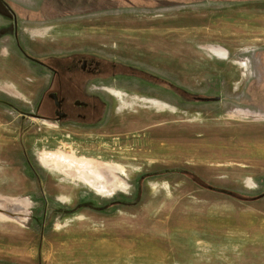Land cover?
Wrapping results in <instances>:
<instances>
[{"label":"rangeland","instance_id":"374dc122","mask_svg":"<svg viewBox=\"0 0 264 264\" xmlns=\"http://www.w3.org/2000/svg\"><path fill=\"white\" fill-rule=\"evenodd\" d=\"M4 1L18 23L0 14V97L32 111L51 79L17 25L29 55L57 69L94 56L97 84L117 88L87 129L0 103V259L264 264V0ZM42 194L72 212L44 235L26 220Z\"/></svg>","mask_w":264,"mask_h":264},{"label":"flooded vegetation","instance_id":"af4514ba","mask_svg":"<svg viewBox=\"0 0 264 264\" xmlns=\"http://www.w3.org/2000/svg\"><path fill=\"white\" fill-rule=\"evenodd\" d=\"M0 1H2V3L0 2V14L9 18L13 17V21L16 25L17 18L13 8L4 0ZM14 35L17 48L21 53L31 63L45 68V70L47 69L51 79L47 85H44L42 89L38 90L35 100L36 108L32 111L19 109L17 104L3 97H0V103L22 111V120H25L27 117L30 118V115H34L40 120H43L44 123L53 122L62 125L64 130H67L68 127L79 126L81 124L84 125V127L80 126L79 129L94 128L97 126L96 122L99 114L104 116L105 119L108 118L111 109L115 105L116 100L113 98L117 87L109 83L104 85L97 84L96 80L104 72L102 60L94 56L88 57V55L80 54V58L74 61L75 63L73 65L57 69L29 55L24 50L18 40V25L15 27ZM103 91H107L111 99L106 94H104V98V95L101 93ZM104 120L100 123L104 122ZM27 152L26 150V156ZM27 157L24 160L30 168L32 175L38 179V181H41L40 179L42 178L38 171L39 169L36 168L32 161H30L31 159L28 160ZM33 198L35 202L46 204V206L43 211L29 212L28 219L26 220H29V223L33 225L35 224L37 228L43 232V235L47 229L56 227V222L60 220L59 218H62L60 217L61 215L65 216L72 214V212L62 210L55 211L59 210V208L50 205L53 203L54 199L57 200L55 197H53L52 200L47 195L42 194L33 196ZM28 201L30 203V199H28ZM15 263L19 262L9 258L0 259V264Z\"/></svg>","mask_w":264,"mask_h":264},{"label":"trees","instance_id":"16d2710c","mask_svg":"<svg viewBox=\"0 0 264 264\" xmlns=\"http://www.w3.org/2000/svg\"><path fill=\"white\" fill-rule=\"evenodd\" d=\"M130 68V67H129ZM132 68V70H133V67H131ZM141 77V76H140ZM142 77H147V76H142ZM153 78H155L156 80H159V82H160V84H158V83H156L155 85H159V86H161V87H168L169 89H173L174 87H177L172 81H170V80H167V79H165V78H163V77H158V76H153ZM147 79V78H146ZM150 79V78H149ZM150 81H152L151 79H150ZM149 81V82H150ZM165 82V83H164ZM151 83V82H150ZM162 83H164V84H162ZM180 89H181V87H179ZM176 89V88H175ZM176 91V90H175ZM174 91V92H175ZM197 99H199V98H197ZM103 117V118H102ZM105 118H104V116H101L100 114H99V116H98V120H97V122H98V124L101 122V121H103ZM26 157L24 156V159H25ZM174 171L175 172H179L180 174H184V175H186V176H188V177H192L191 175H194L191 171H189V170H185V169H174ZM164 172H166V170H159V171H153V172H150V173H144V175L142 176L143 177V179H141V180H138V194H137V197L136 198H139V197H141L142 196V193H143V189H144V187H145V185H144V182H145V179H147L148 178V176H151V177H154V176H158V175H161V174H163ZM191 174V175H190ZM194 179V181L195 182H197V183H199L198 181H197V179H196V177H194L193 178ZM200 184V186H205L206 185V183L205 182H203V183H199ZM210 186V185H209ZM206 187V186H205ZM220 192H227V191H225V189H220L219 190ZM135 198V199H136ZM133 199H126L125 200V202H127V203H129V204H133V203H135V201L133 202L132 201ZM137 202V201H136Z\"/></svg>","mask_w":264,"mask_h":264},{"label":"water","instance_id":"95a60500","mask_svg":"<svg viewBox=\"0 0 264 264\" xmlns=\"http://www.w3.org/2000/svg\"><path fill=\"white\" fill-rule=\"evenodd\" d=\"M207 99H209V97L208 98L204 97V100H207Z\"/></svg>","mask_w":264,"mask_h":264}]
</instances>
